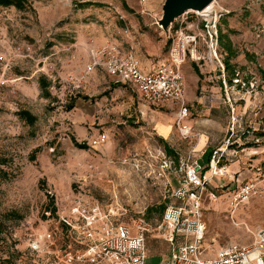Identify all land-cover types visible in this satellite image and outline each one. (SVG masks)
<instances>
[{
    "label": "rangeland",
    "instance_id": "1",
    "mask_svg": "<svg viewBox=\"0 0 264 264\" xmlns=\"http://www.w3.org/2000/svg\"><path fill=\"white\" fill-rule=\"evenodd\" d=\"M85 1L92 4L81 7ZM145 1L28 0L24 10L0 8V264H54L56 250L72 243L61 235V219L74 217L76 202L111 209L115 221L132 231L136 220H146L151 224L146 264L167 259L163 213L184 201L193 210L191 197L181 200L173 191L183 177L177 171L180 160L208 164L195 147L198 139L199 145L204 141L202 135L209 138L207 153L219 149L218 166L226 171L212 175L205 166L204 188L193 187L204 226L202 257H215L228 242H251L255 229L264 224V0H215L207 13L217 36L220 28L237 51L231 82L224 71L230 102L222 67L204 43L209 37L205 22L190 27L188 33L199 34L196 55L202 59L188 58L182 68L186 92L191 93L187 137L174 122L173 109L144 106L135 92L117 86L103 69L81 78L86 47L107 40L125 49L132 43L143 60L153 63L166 56L177 25L165 34L153 15L140 12ZM186 16L189 23L196 18L193 12ZM146 37L155 43L163 39L157 55L147 53ZM216 53L223 63L219 44ZM39 78L48 83L47 89L40 87ZM21 110L35 117L33 124L18 115ZM159 128L165 136L158 134ZM102 132L105 142L93 146L91 140ZM246 187V199L231 206V197ZM52 203L54 215L46 211ZM149 207L153 209L147 215ZM47 233L55 241L46 239L40 252L33 251L32 240ZM189 236L187 241H193ZM182 241L176 238L174 243Z\"/></svg>",
    "mask_w": 264,
    "mask_h": 264
},
{
    "label": "built area",
    "instance_id": "2",
    "mask_svg": "<svg viewBox=\"0 0 264 264\" xmlns=\"http://www.w3.org/2000/svg\"><path fill=\"white\" fill-rule=\"evenodd\" d=\"M188 13L176 19L177 28L170 36L165 58L148 71L141 69L140 61L132 49L124 50L117 43L109 40L89 51L81 78L100 68L116 82L126 85L135 92L137 98L145 104L152 106H162L165 103L177 104L175 122L180 134L187 137L191 127L185 122L189 108L185 100L186 85L182 66L190 56L192 45L195 48L196 37L199 35L194 30L188 32L193 29L190 27L198 28L199 22H205L203 26L207 29L209 37L204 43L212 48L213 57L222 67L224 91L227 101L230 102L224 65L216 53L215 24H209L206 19L207 13L203 10L193 12L196 18L194 22L189 23L186 16ZM183 23L186 26H183ZM171 27L167 32L170 33ZM105 140L106 134L102 132L91 140V144L99 145ZM221 155L218 149L210 156L207 166L212 175L226 173L225 166H218ZM204 169L205 166L201 165L198 159L191 162L180 160L178 163L177 171L183 177L179 186L173 191V195L181 200L191 197L193 210L188 208L189 203L185 201L180 205L166 207L161 226L164 225L167 229L164 237L170 244V250L168 258L158 264H264V224L255 229L251 242L242 245L228 242L217 250L215 257H202L199 244L203 238L204 226L200 224L199 196L194 188L199 190L204 188L206 183ZM246 190H249V187L244 188L243 193L232 196L230 205L236 207L243 202L246 199ZM71 213L74 217L61 219L65 226L61 235L72 243L60 246L56 250L54 264H146V234L151 227L149 222L139 218L135 221V231H132L127 224L115 221L114 211L111 209L103 211L97 202H76L71 207ZM189 235H192L193 241H187ZM176 238L184 241L175 244ZM46 239L55 241L54 234L47 233L40 236V239H33L30 248L40 252L41 244Z\"/></svg>",
    "mask_w": 264,
    "mask_h": 264
},
{
    "label": "crops",
    "instance_id": "3",
    "mask_svg": "<svg viewBox=\"0 0 264 264\" xmlns=\"http://www.w3.org/2000/svg\"><path fill=\"white\" fill-rule=\"evenodd\" d=\"M162 3H163V0H146L145 1V3L143 4V6H142V9L140 10V12L142 13V14H146V15H153L154 17H155V23H156V21H157V19L160 17V15H161V5H162ZM138 13V12H137ZM156 32H158V30L156 29V28H154L153 27V29H152V33L155 35V36H157V33ZM165 34H166V32L165 31H163ZM153 38V37H152ZM107 41H109V40H107ZM163 41V39H160V41H159V43H155V41H153L152 39H151V37L149 38V37H146V39H145V42H146V44H147V48H146V51H147V53H150V54H152V55H157L158 53H159V51H160V47H161V43L160 42H162ZM106 42V41H105ZM104 42V43H105ZM119 45V44H118ZM122 49H124V50H128V49H125V48H123L121 45H119ZM95 47H97V46H91V48L89 47V48H87L86 47V49H85V62L87 61V59H88V53H89V51L92 49V48H95ZM200 48V46H198V42H196L195 43V48H194V46L192 45V47H191V50H190V56L188 57L189 59H195V60H201L202 59V56H198V55H196L197 54V49H199ZM130 49H132L133 51H134V53H135V55H136V57L139 59V61H140V67H141V69L143 70V71H148L151 67H153V66H155V65H157L158 63H160L163 59H161V60H159L158 62H156V63H153V62H151V60L150 59H144L143 60V55L141 54V53H139V54H137L138 53V49L136 48H134V46H133V44L131 43L130 44ZM187 58V59H188ZM150 60V61H149ZM187 61V60H186ZM186 63V62H185ZM184 63V64H185ZM183 64V65H184ZM193 67H194V69L196 70V72L198 73V68L195 66V65H193ZM182 68H183V66H182ZM185 68H186V71H187V64L185 65ZM108 75V74H107ZM89 76V75H88ZM88 76H85V79H87L88 78ZM109 76V75H108ZM110 78H111V80H113V82L114 83H116L117 84V86H119V87H123V88H128L126 85H124V84H122V83H119V82H116L115 80H114V78L113 77H111V76H109ZM189 93L187 94V92H186V96H185V100H186V103H187V106H188V108H189V115L191 116V110H190V106H189V100H188V97L190 98L191 97V93H190V91H188ZM137 98V97H136ZM138 99V98H137ZM139 100V99H138ZM142 104L144 105V106H146V105H148V104H145V103H143L142 102ZM148 106H150V105H148ZM152 106V105H151ZM161 107H166V108H168V109H173L174 111V122H175V119H176V112H177V104H175V103H165V104H163ZM190 116H188L186 119H185V122L188 124V122H189V118H190ZM88 117V116H87ZM85 120H86V118H85ZM189 125V124H188ZM190 126V125H189ZM191 127V126H190ZM160 129V133H158V134H160V135H162V136H165L166 135V132L162 129V128H159ZM169 135V134H168ZM203 137H204V141L199 145V139H198V141H197V143H196V150H198V151H203L202 153H201V156H200V160L201 161H205V160H207V156H208V154L209 153H207V150H208V147H210V145L208 144V142H209V138L206 136V135H202ZM206 145H208V146H206ZM207 148V149H206ZM206 154V155H205ZM205 166L207 167V164H205ZM206 172V171H205ZM149 258H151V257H148V254H147V259H149ZM163 260H165V259H162V260H160L158 263H160L161 261H163ZM157 263V264H158Z\"/></svg>",
    "mask_w": 264,
    "mask_h": 264
},
{
    "label": "trees",
    "instance_id": "4",
    "mask_svg": "<svg viewBox=\"0 0 264 264\" xmlns=\"http://www.w3.org/2000/svg\"><path fill=\"white\" fill-rule=\"evenodd\" d=\"M92 2L90 1H85V2H81L79 5L82 6H86V5H91ZM29 6L28 0H0V8H6V7H14L18 10H24L26 7ZM217 42L219 44V47L221 48L222 52L225 53V57L223 60V64H224V71L226 70L228 73V81L231 82V79L235 77L236 75V70L234 68V66L231 64V60L233 58H235L237 56V51L234 49L233 44L231 39L229 38V36L222 32V30L219 28V33L217 36ZM217 44V45H218ZM261 76H264V70L261 69ZM39 85L40 87L45 90L48 88V83L45 81V79L43 78H39ZM48 95V94H47ZM86 98V96H85ZM72 101L69 102L68 108H72ZM18 115L24 119L25 121L29 122L30 124H33V122L35 121V117L28 112L27 110H21L18 112ZM75 145H77V147L79 148H85L86 145L84 143L79 144L77 142H75ZM164 145H165V149L167 150V153L170 155L171 154V149L168 146V144L163 141ZM212 153H209L207 156V160L209 161L210 156ZM175 158H177L175 156ZM152 207H149L146 209V214L148 215L151 211H152ZM46 211H48L50 213V215H54L56 212V208L54 206V204L52 203L51 205L48 204L46 206ZM164 211V206H160V216L162 215ZM4 233V226L3 223L1 221L0 218V238L2 237Z\"/></svg>",
    "mask_w": 264,
    "mask_h": 264
},
{
    "label": "water",
    "instance_id": "5",
    "mask_svg": "<svg viewBox=\"0 0 264 264\" xmlns=\"http://www.w3.org/2000/svg\"><path fill=\"white\" fill-rule=\"evenodd\" d=\"M213 0H163L161 15L156 23L164 31L186 12H200L204 10Z\"/></svg>",
    "mask_w": 264,
    "mask_h": 264
},
{
    "label": "bare ground",
    "instance_id": "6",
    "mask_svg": "<svg viewBox=\"0 0 264 264\" xmlns=\"http://www.w3.org/2000/svg\"><path fill=\"white\" fill-rule=\"evenodd\" d=\"M214 1H215V0H213V2L210 3V4L208 5V7H206L203 11L206 12V13L211 12L212 9H213V6H214Z\"/></svg>",
    "mask_w": 264,
    "mask_h": 264
}]
</instances>
